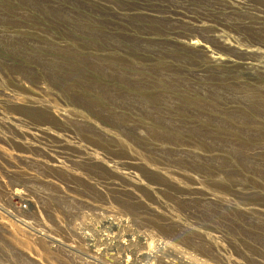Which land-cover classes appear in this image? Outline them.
<instances>
[{
  "label": "rangeland",
  "instance_id": "374dc122",
  "mask_svg": "<svg viewBox=\"0 0 264 264\" xmlns=\"http://www.w3.org/2000/svg\"><path fill=\"white\" fill-rule=\"evenodd\" d=\"M0 264H264V0H0Z\"/></svg>",
  "mask_w": 264,
  "mask_h": 264
}]
</instances>
